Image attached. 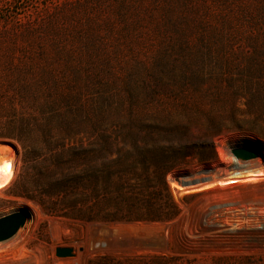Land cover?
<instances>
[{
    "label": "rangeland",
    "instance_id": "rangeland-1",
    "mask_svg": "<svg viewBox=\"0 0 264 264\" xmlns=\"http://www.w3.org/2000/svg\"><path fill=\"white\" fill-rule=\"evenodd\" d=\"M240 4L252 14L244 15ZM226 15L246 22L237 46L249 33H264V0H0V168L12 169L0 186V217L28 210L25 226L0 243V264H53L60 248H72L78 264H264V140L215 137V161L188 158L185 169L168 173L180 210L172 221L88 222L65 204L48 215L32 199L34 163L24 164L20 143L4 137L11 110L29 109L9 101L24 66L62 81L86 70L104 84L158 62L208 64L207 49L226 42L218 32ZM251 16L260 23L250 24ZM241 147L257 157L237 159L232 151ZM98 180L101 186L99 173Z\"/></svg>",
    "mask_w": 264,
    "mask_h": 264
},
{
    "label": "trees",
    "instance_id": "trees-1",
    "mask_svg": "<svg viewBox=\"0 0 264 264\" xmlns=\"http://www.w3.org/2000/svg\"><path fill=\"white\" fill-rule=\"evenodd\" d=\"M247 8L238 9L248 16ZM243 23L222 17L218 32L226 42L207 49L208 64L158 62L104 84L86 70L75 69L62 81L24 66L9 101L32 112L12 109L4 137L20 143L24 164L34 163L32 199L48 215H58L65 204L88 222L176 219L180 210L168 173L185 169L188 158L215 161V137L239 133L264 140V33H249L237 46ZM110 204L114 211L101 208Z\"/></svg>",
    "mask_w": 264,
    "mask_h": 264
},
{
    "label": "water",
    "instance_id": "water-1",
    "mask_svg": "<svg viewBox=\"0 0 264 264\" xmlns=\"http://www.w3.org/2000/svg\"><path fill=\"white\" fill-rule=\"evenodd\" d=\"M233 155L240 160L248 161L256 158V154L247 148H235L232 151ZM28 210L22 208L19 211L10 213L0 217V243L12 239L20 229H22L27 222ZM58 258H71L74 257L72 248L57 249Z\"/></svg>",
    "mask_w": 264,
    "mask_h": 264
},
{
    "label": "bare ground",
    "instance_id": "bare-ground-1",
    "mask_svg": "<svg viewBox=\"0 0 264 264\" xmlns=\"http://www.w3.org/2000/svg\"><path fill=\"white\" fill-rule=\"evenodd\" d=\"M12 177L11 166L7 163H2L0 168V186L7 184Z\"/></svg>",
    "mask_w": 264,
    "mask_h": 264
},
{
    "label": "built area",
    "instance_id": "built-area-1",
    "mask_svg": "<svg viewBox=\"0 0 264 264\" xmlns=\"http://www.w3.org/2000/svg\"><path fill=\"white\" fill-rule=\"evenodd\" d=\"M53 264H78L75 255L71 258H56V261Z\"/></svg>",
    "mask_w": 264,
    "mask_h": 264
}]
</instances>
